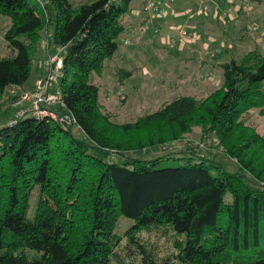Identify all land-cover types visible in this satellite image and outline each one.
Returning <instances> with one entry per match:
<instances>
[{"label": "trees", "instance_id": "trees-1", "mask_svg": "<svg viewBox=\"0 0 264 264\" xmlns=\"http://www.w3.org/2000/svg\"><path fill=\"white\" fill-rule=\"evenodd\" d=\"M42 1L51 9L0 0L11 22L0 109L5 90L28 81L39 47L47 53L52 26L63 56L64 108L54 111L72 122L24 115L0 127V264H264V137L243 120L264 109V55L253 49L223 64L221 86L200 101L176 98L117 125L91 75L116 52L131 0ZM232 13H240L236 4ZM195 126L213 135L235 173L192 148L187 156H130L166 149ZM120 218L130 222L121 234Z\"/></svg>", "mask_w": 264, "mask_h": 264}, {"label": "rangeland", "instance_id": "rangeland-1", "mask_svg": "<svg viewBox=\"0 0 264 264\" xmlns=\"http://www.w3.org/2000/svg\"><path fill=\"white\" fill-rule=\"evenodd\" d=\"M94 1L68 0L73 7ZM144 1H130L128 12L123 16L125 31L118 38L116 52L103 63L100 72L91 75V82L98 87V102L102 111L114 124L133 123L176 98L191 97L200 101L221 86L223 64L253 49L264 55V0H235L240 13L230 14L224 23L218 16L225 12L228 0H173L171 3L169 0H158L167 12L164 20L149 19L144 11ZM34 5L46 6L42 0H34ZM205 7L210 9V13L206 15L203 11L199 14ZM133 10L141 14L136 17L132 14ZM179 12L184 15L175 18L174 13L180 16ZM166 22H169L168 27H163ZM10 25V20L0 14V58L11 55L3 39ZM253 25L260 28L257 33L251 32ZM126 26L131 28L127 30ZM177 27L190 31L193 39L180 38ZM48 31L49 50L47 54L38 51L32 61L28 81L18 89V94L34 93L37 81L46 76L45 61L57 56L52 40L53 27L50 26ZM169 37L175 38L174 44L166 42ZM124 40H128L129 44L125 45ZM60 84L58 80L50 91L56 92ZM11 94L16 95V92L10 88L4 92L0 127L8 125L10 120L14 121L16 113L27 108L24 103L19 106H13L16 101L8 103ZM243 120L264 137V109L249 110ZM71 133L76 139L88 142L76 126H72ZM189 148L193 149L194 155L213 160L229 173L237 171L235 162L223 153L213 135L205 134L200 126L192 127L166 149L134 152L130 156L140 160L165 155L187 156L183 152H188ZM226 197L230 201V197ZM35 200L34 191L30 199L31 211ZM129 226L130 222L120 218L116 232L121 234Z\"/></svg>", "mask_w": 264, "mask_h": 264}, {"label": "built area", "instance_id": "built-area-1", "mask_svg": "<svg viewBox=\"0 0 264 264\" xmlns=\"http://www.w3.org/2000/svg\"><path fill=\"white\" fill-rule=\"evenodd\" d=\"M169 2H173L169 0ZM236 4L235 0H228V7L224 13L219 15V20L224 23L226 18L232 14L234 11V6ZM237 10L239 9V5L236 4ZM236 10V9H235ZM144 11L148 13V18L151 20H164L167 17V12L164 7L160 5L157 0H145L144 1ZM205 11L206 15L210 13V9L205 7L199 14H202ZM217 15L215 14V17ZM178 28V27H177ZM259 31V27L253 25L251 27V32L257 33ZM177 34L180 38L192 40L193 35L184 28H178ZM166 42L169 44L175 43L174 37H169L166 39ZM124 44H129L128 40H124ZM264 47V41H263ZM43 49H46V44L42 45ZM57 56L49 57L45 61V71L46 76L37 81L36 90L34 93H22L19 95L17 101L14 106L20 105L22 103L26 104L27 108L21 109L15 115V120L23 117L24 115H30L35 118H43L48 117L60 124H68L71 123L72 120L66 114L62 112H55L54 108H64V103L62 100V96L59 88L57 87L56 92L52 93L50 88L52 85H56L58 83L60 77V71L63 63V56L61 55V50L56 49ZM14 121L10 123L13 124Z\"/></svg>", "mask_w": 264, "mask_h": 264}, {"label": "crops", "instance_id": "crops-1", "mask_svg": "<svg viewBox=\"0 0 264 264\" xmlns=\"http://www.w3.org/2000/svg\"><path fill=\"white\" fill-rule=\"evenodd\" d=\"M158 1V0H157ZM173 1V0H172ZM188 12V11H187ZM186 12V13H187ZM182 13V12H181ZM180 12H179V15L180 16H182V15H184V13H182L181 14ZM132 14H134V16H136V17H138L141 13H140V11H136V10H133L132 11ZM175 18H181V17H179L178 16V14L177 13H174V15H173ZM178 16V17H177ZM168 24H169V22H166V23H164L163 24V27L164 26H166V27H168ZM172 26V25H171ZM171 26H169V28H172ZM126 28H127V30H129L130 28H131V26H126ZM162 28V27H161ZM160 30V29H159ZM49 38V37H48ZM48 42V39H47V41H46V43ZM48 45H49V42H48ZM48 50H49V46H48V48H47V52H48ZM39 52H41V53H44V51H43V48H41V47H39ZM47 54V53H46ZM18 89L17 90H15V92H16V95L19 97V95L21 94H18ZM12 95V94H11ZM54 109H56V108H54ZM11 121V120H10Z\"/></svg>", "mask_w": 264, "mask_h": 264}, {"label": "bare ground", "instance_id": "bare-ground-1", "mask_svg": "<svg viewBox=\"0 0 264 264\" xmlns=\"http://www.w3.org/2000/svg\"><path fill=\"white\" fill-rule=\"evenodd\" d=\"M23 109H25V108H23ZM53 122V121H52ZM13 125V124H12Z\"/></svg>", "mask_w": 264, "mask_h": 264}]
</instances>
